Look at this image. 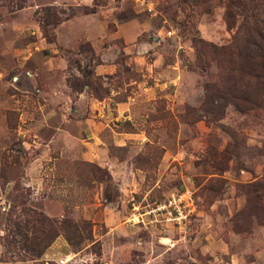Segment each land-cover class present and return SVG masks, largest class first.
I'll return each mask as SVG.
<instances>
[{
	"label": "rangeland",
	"instance_id": "1",
	"mask_svg": "<svg viewBox=\"0 0 264 264\" xmlns=\"http://www.w3.org/2000/svg\"><path fill=\"white\" fill-rule=\"evenodd\" d=\"M258 18L264 0H0V264H264V82L238 70ZM183 186L187 221L145 214Z\"/></svg>",
	"mask_w": 264,
	"mask_h": 264
},
{
	"label": "trees",
	"instance_id": "2",
	"mask_svg": "<svg viewBox=\"0 0 264 264\" xmlns=\"http://www.w3.org/2000/svg\"><path fill=\"white\" fill-rule=\"evenodd\" d=\"M253 22L252 26H246L242 24L239 28H246L248 30V35L244 39L243 43H241L243 52H242V64L243 67H238V70L248 69L247 72L253 76L256 80L261 79L264 82V18L259 19ZM238 28V29H239ZM239 31V30H238ZM240 44V47H241ZM239 55V52H238ZM257 187H260V190L264 191V187L259 184ZM34 223L39 224H47L49 228L52 229V224L55 221H52L39 213V216H34ZM59 224L63 227L71 225L73 229H76V224H70L66 219L60 220ZM54 229V227H53ZM47 245L52 239V235L49 233L44 234Z\"/></svg>",
	"mask_w": 264,
	"mask_h": 264
},
{
	"label": "built area",
	"instance_id": "3",
	"mask_svg": "<svg viewBox=\"0 0 264 264\" xmlns=\"http://www.w3.org/2000/svg\"><path fill=\"white\" fill-rule=\"evenodd\" d=\"M196 211L197 203L192 190L183 186L169 191L162 200L147 208L145 214L173 225H181ZM128 220L137 223L141 220L140 214L133 212Z\"/></svg>",
	"mask_w": 264,
	"mask_h": 264
}]
</instances>
